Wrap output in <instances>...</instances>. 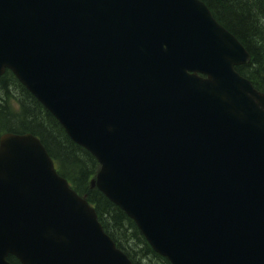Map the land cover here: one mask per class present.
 Segmentation results:
<instances>
[{
  "label": "water",
  "instance_id": "obj_1",
  "mask_svg": "<svg viewBox=\"0 0 264 264\" xmlns=\"http://www.w3.org/2000/svg\"><path fill=\"white\" fill-rule=\"evenodd\" d=\"M199 0H0L9 68L170 264H264V94ZM198 73L206 75L201 77ZM132 264L31 134L0 136V264Z\"/></svg>",
  "mask_w": 264,
  "mask_h": 264
},
{
  "label": "trees",
  "instance_id": "obj_2",
  "mask_svg": "<svg viewBox=\"0 0 264 264\" xmlns=\"http://www.w3.org/2000/svg\"><path fill=\"white\" fill-rule=\"evenodd\" d=\"M214 18L230 31L249 52L248 64L237 70L256 89L264 92V0H202ZM32 133L58 163L63 176L95 208L104 231L134 264H169L146 243L135 224L98 189L90 179L98 162L75 144L58 121L6 70L0 76V133ZM7 260L20 264L13 256Z\"/></svg>",
  "mask_w": 264,
  "mask_h": 264
}]
</instances>
